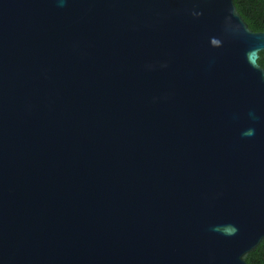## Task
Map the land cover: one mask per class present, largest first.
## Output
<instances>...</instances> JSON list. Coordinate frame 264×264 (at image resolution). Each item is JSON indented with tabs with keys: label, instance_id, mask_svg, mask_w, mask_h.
Listing matches in <instances>:
<instances>
[{
	"label": "water",
	"instance_id": "water-1",
	"mask_svg": "<svg viewBox=\"0 0 264 264\" xmlns=\"http://www.w3.org/2000/svg\"><path fill=\"white\" fill-rule=\"evenodd\" d=\"M261 51L233 0H0V264H247Z\"/></svg>",
	"mask_w": 264,
	"mask_h": 264
},
{
	"label": "trees",
	"instance_id": "trees-1",
	"mask_svg": "<svg viewBox=\"0 0 264 264\" xmlns=\"http://www.w3.org/2000/svg\"><path fill=\"white\" fill-rule=\"evenodd\" d=\"M236 11L253 32H264V0H233ZM258 65L264 70V51L258 54ZM247 264H264V240L248 254Z\"/></svg>",
	"mask_w": 264,
	"mask_h": 264
}]
</instances>
